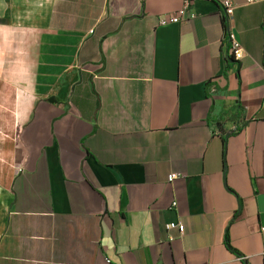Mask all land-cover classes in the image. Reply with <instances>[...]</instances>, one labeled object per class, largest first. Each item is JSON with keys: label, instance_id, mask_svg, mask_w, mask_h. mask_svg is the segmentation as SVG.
<instances>
[{"label": "crops", "instance_id": "1", "mask_svg": "<svg viewBox=\"0 0 264 264\" xmlns=\"http://www.w3.org/2000/svg\"><path fill=\"white\" fill-rule=\"evenodd\" d=\"M221 1L0 0V264H264V3Z\"/></svg>", "mask_w": 264, "mask_h": 264}, {"label": "built area", "instance_id": "2", "mask_svg": "<svg viewBox=\"0 0 264 264\" xmlns=\"http://www.w3.org/2000/svg\"><path fill=\"white\" fill-rule=\"evenodd\" d=\"M261 3H264V0H245L244 5L250 6V5L261 4ZM220 5L224 11L225 19L226 21H228L233 16L236 6L230 0H223L221 1ZM187 8H188V2H185L183 8L180 11H178L174 16H172L168 20H160L159 24L165 25V24H171V23L185 22L186 20L185 10ZM189 18L192 19L193 14H190ZM225 36H226V39L229 41L230 57L235 61L241 60L243 57V52H242L240 43L238 42V40L234 37L232 33L228 32V30L226 31ZM180 177H181V174H177V173L168 174L166 177V181L168 183H171L174 180L179 179ZM165 229L166 230H177L179 233H181L183 231V225L180 223H177V224L171 223V224L166 225ZM261 231L264 232V228H262Z\"/></svg>", "mask_w": 264, "mask_h": 264}, {"label": "rangeland", "instance_id": "3", "mask_svg": "<svg viewBox=\"0 0 264 264\" xmlns=\"http://www.w3.org/2000/svg\"><path fill=\"white\" fill-rule=\"evenodd\" d=\"M4 199H5L4 194L0 192V219H1V217L3 215V211H4V207H3V204L5 202Z\"/></svg>", "mask_w": 264, "mask_h": 264}, {"label": "trees", "instance_id": "4", "mask_svg": "<svg viewBox=\"0 0 264 264\" xmlns=\"http://www.w3.org/2000/svg\"><path fill=\"white\" fill-rule=\"evenodd\" d=\"M224 30L227 31V25L225 22H224Z\"/></svg>", "mask_w": 264, "mask_h": 264}]
</instances>
